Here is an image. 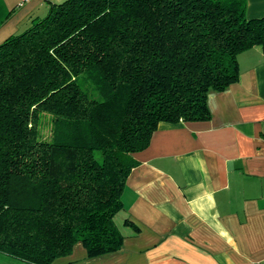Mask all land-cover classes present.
I'll return each mask as SVG.
<instances>
[{
    "label": "trees",
    "instance_id": "1",
    "mask_svg": "<svg viewBox=\"0 0 264 264\" xmlns=\"http://www.w3.org/2000/svg\"><path fill=\"white\" fill-rule=\"evenodd\" d=\"M264 56L247 0H65L0 45V253L52 264L120 251L116 217L161 123L208 121V97ZM46 116L51 137L42 136ZM128 223V221H126Z\"/></svg>",
    "mask_w": 264,
    "mask_h": 264
},
{
    "label": "crops",
    "instance_id": "2",
    "mask_svg": "<svg viewBox=\"0 0 264 264\" xmlns=\"http://www.w3.org/2000/svg\"><path fill=\"white\" fill-rule=\"evenodd\" d=\"M64 1L1 0L0 45ZM263 16L264 0H247V17ZM238 66V82L209 95L210 120L161 123L133 155L116 217L122 249L90 259L77 244L52 264H264L262 50Z\"/></svg>",
    "mask_w": 264,
    "mask_h": 264
},
{
    "label": "rangeland",
    "instance_id": "3",
    "mask_svg": "<svg viewBox=\"0 0 264 264\" xmlns=\"http://www.w3.org/2000/svg\"><path fill=\"white\" fill-rule=\"evenodd\" d=\"M1 20H3L2 12H0V21ZM41 133H42V136L44 138L50 139V137H51V124H50V120H49L48 116H46V118L44 119L43 125L41 127ZM0 264H25V263H22L18 260H15L13 258H10V257L0 253Z\"/></svg>",
    "mask_w": 264,
    "mask_h": 264
}]
</instances>
